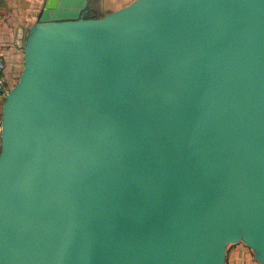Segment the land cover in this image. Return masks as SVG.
<instances>
[{
    "label": "water",
    "instance_id": "water-1",
    "mask_svg": "<svg viewBox=\"0 0 264 264\" xmlns=\"http://www.w3.org/2000/svg\"><path fill=\"white\" fill-rule=\"evenodd\" d=\"M47 0L2 107L0 264H264V0Z\"/></svg>",
    "mask_w": 264,
    "mask_h": 264
},
{
    "label": "crops",
    "instance_id": "crops-1",
    "mask_svg": "<svg viewBox=\"0 0 264 264\" xmlns=\"http://www.w3.org/2000/svg\"><path fill=\"white\" fill-rule=\"evenodd\" d=\"M47 0H0V53L6 62L5 76L14 87L24 68L23 47L30 29L39 21ZM134 0H92L89 15L102 18ZM17 78V79H16ZM5 98L0 94V108ZM226 264H258L243 244L230 245Z\"/></svg>",
    "mask_w": 264,
    "mask_h": 264
},
{
    "label": "built area",
    "instance_id": "built-area-1",
    "mask_svg": "<svg viewBox=\"0 0 264 264\" xmlns=\"http://www.w3.org/2000/svg\"><path fill=\"white\" fill-rule=\"evenodd\" d=\"M5 70H6V62L3 57V55L0 53V94L3 98L6 97V95L11 90V85L9 84L6 76H5ZM2 108H0V153L2 149Z\"/></svg>",
    "mask_w": 264,
    "mask_h": 264
},
{
    "label": "rangeland",
    "instance_id": "rangeland-1",
    "mask_svg": "<svg viewBox=\"0 0 264 264\" xmlns=\"http://www.w3.org/2000/svg\"><path fill=\"white\" fill-rule=\"evenodd\" d=\"M16 79H17V78H16ZM18 81H19V78H18V80H17V83H18ZM17 83H16V84H17ZM16 84H15V85H16ZM247 248H248V247H247ZM248 250H249V252H251V254H253V252L251 251V249L248 248ZM253 256H254V254H253Z\"/></svg>",
    "mask_w": 264,
    "mask_h": 264
}]
</instances>
